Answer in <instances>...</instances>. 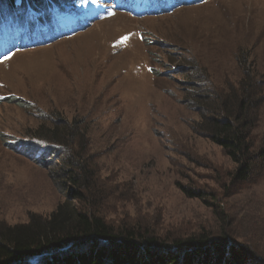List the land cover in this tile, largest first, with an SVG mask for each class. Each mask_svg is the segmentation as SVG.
<instances>
[{
    "label": "rangeland",
    "instance_id": "rangeland-1",
    "mask_svg": "<svg viewBox=\"0 0 264 264\" xmlns=\"http://www.w3.org/2000/svg\"><path fill=\"white\" fill-rule=\"evenodd\" d=\"M91 1L106 9L86 31L0 62V228L47 219L69 201L164 242L215 234L220 210L232 239L263 241L264 177L229 185L235 165L201 131L196 100L227 93L245 73L264 98V0H208L146 17ZM254 114L261 144L264 102ZM53 138L66 143L61 160L22 154ZM63 163L77 167L80 188Z\"/></svg>",
    "mask_w": 264,
    "mask_h": 264
},
{
    "label": "trees",
    "instance_id": "trees-1",
    "mask_svg": "<svg viewBox=\"0 0 264 264\" xmlns=\"http://www.w3.org/2000/svg\"><path fill=\"white\" fill-rule=\"evenodd\" d=\"M5 1L6 10H0V58L78 35L96 21L93 14L80 8L87 3L98 6L91 0ZM207 1L169 0L164 14H174ZM68 17L73 18L71 22L67 21ZM256 83L245 73L238 85L229 87L227 93L215 95L216 98L213 94L202 95L196 100L204 105L201 131L220 146L235 165L229 178L233 188L258 183L264 177V140L261 144L254 140L257 127L254 113L264 102L263 90ZM209 100L215 107L205 105ZM52 143L23 145L22 154L29 156L33 151L38 163L56 157L61 160L60 150L66 148V143L57 138H53ZM69 148L73 150L72 146ZM63 164L67 179L80 188L74 172L79 163L75 162L74 167ZM182 191L195 199H202L204 195L186 188ZM81 197L78 191L71 192V199ZM215 213L217 221L223 224L215 234L203 232L164 242L149 237L137 227L115 229L102 217L79 211L66 201L47 219L33 218L26 225L0 228V264H264V240L245 236L243 242L235 241L232 239L235 230L232 231L234 227L229 224L228 216L220 210Z\"/></svg>",
    "mask_w": 264,
    "mask_h": 264
},
{
    "label": "snow or ice",
    "instance_id": "snow-or-ice-1",
    "mask_svg": "<svg viewBox=\"0 0 264 264\" xmlns=\"http://www.w3.org/2000/svg\"><path fill=\"white\" fill-rule=\"evenodd\" d=\"M125 40L127 39V37H125L124 38ZM11 58V56L10 55H5L4 57H3V59L4 60H8V59H10ZM0 62H2V61H0Z\"/></svg>",
    "mask_w": 264,
    "mask_h": 264
},
{
    "label": "bare ground",
    "instance_id": "bare-ground-1",
    "mask_svg": "<svg viewBox=\"0 0 264 264\" xmlns=\"http://www.w3.org/2000/svg\"><path fill=\"white\" fill-rule=\"evenodd\" d=\"M156 16V15H155Z\"/></svg>",
    "mask_w": 264,
    "mask_h": 264
}]
</instances>
